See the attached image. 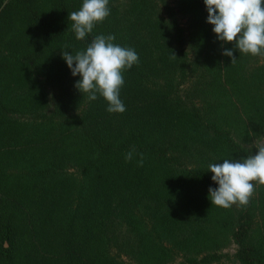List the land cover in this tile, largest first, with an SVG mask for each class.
Masks as SVG:
<instances>
[{
	"label": "trees",
	"instance_id": "16d2710c",
	"mask_svg": "<svg viewBox=\"0 0 264 264\" xmlns=\"http://www.w3.org/2000/svg\"><path fill=\"white\" fill-rule=\"evenodd\" d=\"M117 1L77 40L68 16L83 0H0V264H229L230 245L235 262L264 264V186L246 207L208 198L209 164L258 152L264 64L238 50L231 64L204 0ZM97 35L139 56L122 114L82 94L62 58ZM194 74L181 97L175 77ZM133 148L143 166L125 160Z\"/></svg>",
	"mask_w": 264,
	"mask_h": 264
},
{
	"label": "clouds",
	"instance_id": "9594fccd",
	"mask_svg": "<svg viewBox=\"0 0 264 264\" xmlns=\"http://www.w3.org/2000/svg\"><path fill=\"white\" fill-rule=\"evenodd\" d=\"M208 13L207 23L213 25L212 31L223 44H232L225 48L223 55L231 58V64L239 54L264 56V0H204ZM109 0H83L78 11L69 13L72 31L77 40H83L91 34L96 25L110 15ZM114 35H97L86 50L75 55L62 52V58L75 77L80 76L75 87L87 94L89 100L103 97L109 113H124L126 107L120 99V89L124 85L123 72L138 65V53L132 48L114 44ZM172 59H176L172 53ZM264 140L255 142L257 154L243 159H224L222 163H211L208 171L212 181L218 187L208 189V198L212 205L229 209L233 205L246 207L257 185L264 186ZM134 154L140 158L138 166H143V153L135 149L125 154V160L131 161ZM253 182H256L254 184Z\"/></svg>",
	"mask_w": 264,
	"mask_h": 264
},
{
	"label": "rangeland",
	"instance_id": "374dc122",
	"mask_svg": "<svg viewBox=\"0 0 264 264\" xmlns=\"http://www.w3.org/2000/svg\"><path fill=\"white\" fill-rule=\"evenodd\" d=\"M154 1V0H153ZM160 2V0H157ZM165 3L169 4V7H175V0H163ZM117 6L120 10V13H123V9L125 8V10H127L128 6H129V1L128 0H118L117 1ZM247 60V63L249 64V66H251L252 68H256L259 67L260 65L264 64V56H252L251 54H243ZM192 75H189L186 80L182 81L181 79L178 78V76L175 77L174 85L176 86L178 93L181 97L187 95V94H192L193 90L195 89L194 87V81H197L198 78L196 77L197 74H194V77H190ZM191 82L192 81V85L189 86V83L187 82ZM260 140H264V131L261 134H258L257 137H255L253 139V141L251 142V144L249 145L250 149L253 150H258L257 148H255V142H258ZM261 143H264V141H262ZM187 164V162L185 163ZM124 227L121 226L119 228L116 229V233L118 235V242H117V246H119L117 249L119 250L120 248V252H122L123 254H125V249L122 247L121 244H123L124 241ZM5 247H7V243L4 244ZM128 245L125 246V248ZM117 249H115L117 251ZM236 247L234 245H230L228 248H226V250H224L222 253L226 256L227 255V263L229 264H239L237 262H235L234 260V253H235ZM128 260V258H127Z\"/></svg>",
	"mask_w": 264,
	"mask_h": 264
}]
</instances>
